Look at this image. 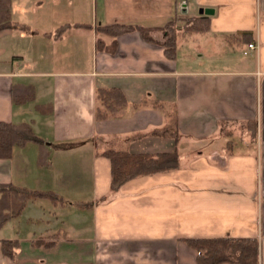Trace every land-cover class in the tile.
<instances>
[{
    "label": "crops",
    "instance_id": "0c3cea01",
    "mask_svg": "<svg viewBox=\"0 0 264 264\" xmlns=\"http://www.w3.org/2000/svg\"><path fill=\"white\" fill-rule=\"evenodd\" d=\"M10 17L27 28L0 31V121L29 123L48 157L40 165L36 143L14 146L0 184L59 198L26 201L28 234H0V264H196L186 240L223 237L256 240L264 264V0H11ZM113 24L137 28H100ZM96 88L124 97L108 118H96ZM172 115L177 144L164 131ZM107 149H176L178 166L110 191ZM85 176L93 201L77 229L88 234L71 237L53 208ZM14 238L10 258L1 241Z\"/></svg>",
    "mask_w": 264,
    "mask_h": 264
},
{
    "label": "trees",
    "instance_id": "16d2710c",
    "mask_svg": "<svg viewBox=\"0 0 264 264\" xmlns=\"http://www.w3.org/2000/svg\"><path fill=\"white\" fill-rule=\"evenodd\" d=\"M11 0H0V31L7 28L26 29L25 24L12 21L10 17ZM69 24L58 26L55 34H60ZM173 22L165 26L166 38L162 43L166 55L173 58L176 54V33ZM104 32L118 35L137 28L133 25L113 24L100 27ZM141 28V27H139ZM30 93V92H29ZM33 94V93H32ZM29 95V94H28ZM96 118L104 119L114 114L117 107L124 103L122 92L115 88H96ZM39 108V107H38ZM220 132L225 137H231L232 129L227 128L226 122L220 124ZM166 134L170 135L177 144L179 134L176 118L172 115L164 126ZM28 142L40 146V160L38 164L46 162L47 151L43 149V142L32 130L29 123H11L0 121V158H9L14 146H23ZM232 142L227 141V148ZM105 155L110 160L109 190L117 191L128 180L139 175L156 171L172 169L178 166V151L147 153L132 152L127 149H107ZM59 197L51 191L30 190L12 183L0 184V228L11 217L20 214L28 199ZM186 243L196 251V264H258V242L253 239L234 238H198L187 239ZM32 246L51 247L54 241H44L37 238L31 241ZM5 255L14 258L18 248V240L4 239L1 241Z\"/></svg>",
    "mask_w": 264,
    "mask_h": 264
},
{
    "label": "rangeland",
    "instance_id": "374dc122",
    "mask_svg": "<svg viewBox=\"0 0 264 264\" xmlns=\"http://www.w3.org/2000/svg\"><path fill=\"white\" fill-rule=\"evenodd\" d=\"M204 44L206 45V50H210L211 47L213 46V43L210 42H204ZM205 56V55H204ZM197 145L194 143L191 147V151H193L195 149ZM57 166V160H55L54 163H51V167L53 170H56ZM92 180L93 178H86V176L83 178V181L81 183L82 187L79 188L77 183H72V185L70 186V190H74L75 193H77V191H79V189H81V194L78 196L77 194H69L67 193V197L63 198V202L62 201H58L56 202V207H54L53 209H57L58 212L57 214H61L64 213V227H66V231L68 232L69 236L71 237H75L74 235H87L88 234V229L87 228H83L84 226L80 225V230L77 229L78 224L77 222H79L82 218V213H81V209L82 208H86L88 206H90L93 201V186H92ZM79 182V181H77ZM64 185V184H63ZM65 186V185H64ZM74 197V198H71ZM77 197H80L78 200H76ZM31 199V198H30ZM36 199V198H35ZM79 201V202H78ZM26 204V203H25ZM72 205V206H71ZM63 206H65V209L62 210L61 208H63ZM68 206H71L72 208H70L69 210H72V212H70L68 210ZM25 207V205H24ZM24 209V208H23ZM22 209V210H23ZM62 211V212H60ZM22 213V214H21ZM69 214V215H68ZM26 213L24 214L22 211L20 212V214H18L17 216L11 217L9 220L6 221V223L1 227L3 229H1L0 234L5 233L6 235L9 234H13L14 233H18L20 235H26L28 234L27 229L29 228V225H27V221H26ZM75 222V223H72ZM65 231V230H64ZM65 231V232H66Z\"/></svg>",
    "mask_w": 264,
    "mask_h": 264
},
{
    "label": "built area",
    "instance_id": "2783aa9c",
    "mask_svg": "<svg viewBox=\"0 0 264 264\" xmlns=\"http://www.w3.org/2000/svg\"><path fill=\"white\" fill-rule=\"evenodd\" d=\"M257 47V44L254 42H250L247 44V49L244 51V53L247 52V50L255 49Z\"/></svg>",
    "mask_w": 264,
    "mask_h": 264
},
{
    "label": "water",
    "instance_id": "95a60500",
    "mask_svg": "<svg viewBox=\"0 0 264 264\" xmlns=\"http://www.w3.org/2000/svg\"><path fill=\"white\" fill-rule=\"evenodd\" d=\"M201 11H203V12H205V13H212V10L209 9V8H205V9H203V10H201Z\"/></svg>",
    "mask_w": 264,
    "mask_h": 264
}]
</instances>
